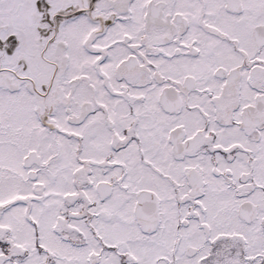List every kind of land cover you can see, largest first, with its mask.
<instances>
[{"label":"snow or ice","instance_id":"obj_1","mask_svg":"<svg viewBox=\"0 0 264 264\" xmlns=\"http://www.w3.org/2000/svg\"><path fill=\"white\" fill-rule=\"evenodd\" d=\"M0 264H264V0H0Z\"/></svg>","mask_w":264,"mask_h":264}]
</instances>
